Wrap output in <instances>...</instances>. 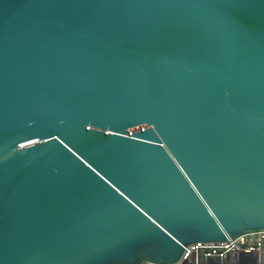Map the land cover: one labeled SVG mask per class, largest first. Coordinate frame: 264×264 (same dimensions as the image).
Returning <instances> with one entry per match:
<instances>
[{
    "label": "water",
    "instance_id": "1",
    "mask_svg": "<svg viewBox=\"0 0 264 264\" xmlns=\"http://www.w3.org/2000/svg\"><path fill=\"white\" fill-rule=\"evenodd\" d=\"M264 229V0H0V264H179Z\"/></svg>",
    "mask_w": 264,
    "mask_h": 264
},
{
    "label": "built area",
    "instance_id": "2",
    "mask_svg": "<svg viewBox=\"0 0 264 264\" xmlns=\"http://www.w3.org/2000/svg\"><path fill=\"white\" fill-rule=\"evenodd\" d=\"M238 253L249 254L255 264H264V229L243 231L220 242L190 243L184 248L179 263L199 264L211 258L225 261Z\"/></svg>",
    "mask_w": 264,
    "mask_h": 264
},
{
    "label": "crops",
    "instance_id": "3",
    "mask_svg": "<svg viewBox=\"0 0 264 264\" xmlns=\"http://www.w3.org/2000/svg\"><path fill=\"white\" fill-rule=\"evenodd\" d=\"M179 264H195V263L181 262ZM199 264H255V263L253 257H251L249 254L238 253L231 256L225 261H220L218 259L211 258L201 261Z\"/></svg>",
    "mask_w": 264,
    "mask_h": 264
}]
</instances>
